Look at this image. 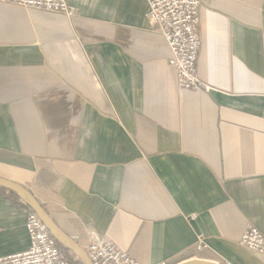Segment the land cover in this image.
I'll return each mask as SVG.
<instances>
[{
	"label": "crops",
	"instance_id": "obj_1",
	"mask_svg": "<svg viewBox=\"0 0 264 264\" xmlns=\"http://www.w3.org/2000/svg\"><path fill=\"white\" fill-rule=\"evenodd\" d=\"M67 1L0 2V178L85 250L94 231L139 264H264L240 245L264 234V0H199L210 91L179 88L146 0ZM29 213L0 191V260Z\"/></svg>",
	"mask_w": 264,
	"mask_h": 264
},
{
	"label": "built area",
	"instance_id": "obj_2",
	"mask_svg": "<svg viewBox=\"0 0 264 264\" xmlns=\"http://www.w3.org/2000/svg\"><path fill=\"white\" fill-rule=\"evenodd\" d=\"M148 20L168 44L169 65L176 70L178 86L183 91H210L199 79L197 63L201 47L199 30V0H146ZM0 2L73 16L67 0H0ZM26 229L30 248L0 260V264H73L65 259L56 240L35 213H29ZM240 245L248 251L264 255V234L250 226L243 234ZM198 251L206 248L204 239L196 245ZM86 252L92 264H139L117 245L89 233ZM157 264H167L160 262ZM221 264H232L224 262Z\"/></svg>",
	"mask_w": 264,
	"mask_h": 264
},
{
	"label": "water",
	"instance_id": "obj_3",
	"mask_svg": "<svg viewBox=\"0 0 264 264\" xmlns=\"http://www.w3.org/2000/svg\"><path fill=\"white\" fill-rule=\"evenodd\" d=\"M0 188L6 189L17 194L38 216L41 222L46 226L51 236L57 243L66 248L69 252L76 255L83 264H92L86 250L69 237L51 218L42 204L26 188L5 179L0 178ZM180 264H221L214 261L203 259H191Z\"/></svg>",
	"mask_w": 264,
	"mask_h": 264
},
{
	"label": "trees",
	"instance_id": "obj_4",
	"mask_svg": "<svg viewBox=\"0 0 264 264\" xmlns=\"http://www.w3.org/2000/svg\"><path fill=\"white\" fill-rule=\"evenodd\" d=\"M0 191H2V192H4L5 194H7V196L11 199V200H13V201H15V202H17V203H19V204H21V205H23V206H25L26 208H28L29 210H30V212L31 213H34V211L25 203V202H23L21 199H20V197L17 195V194H15L14 192H12V191H9V190H6V189H2V188H0ZM58 244V246H59V248H60V251L62 252V254H63V256L65 257V259L66 260H68L69 262H71V263H73V264H83L82 262H81V260L76 256V255H74V254H72L71 252H69L66 248H64L62 245H60L59 243H57Z\"/></svg>",
	"mask_w": 264,
	"mask_h": 264
},
{
	"label": "rangeland",
	"instance_id": "obj_5",
	"mask_svg": "<svg viewBox=\"0 0 264 264\" xmlns=\"http://www.w3.org/2000/svg\"><path fill=\"white\" fill-rule=\"evenodd\" d=\"M258 255H260V254H258ZM261 261H262V260H261ZM261 263H264V262L262 261Z\"/></svg>",
	"mask_w": 264,
	"mask_h": 264
}]
</instances>
